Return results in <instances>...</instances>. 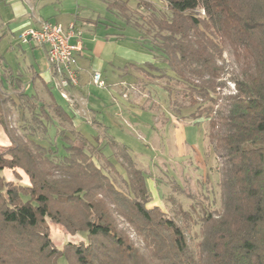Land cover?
Listing matches in <instances>:
<instances>
[{
  "label": "trees",
  "instance_id": "16d2710c",
  "mask_svg": "<svg viewBox=\"0 0 264 264\" xmlns=\"http://www.w3.org/2000/svg\"><path fill=\"white\" fill-rule=\"evenodd\" d=\"M132 2L144 10L139 19ZM107 9L161 57V64L129 62L123 70L173 78L186 101L180 110L194 108L197 122L205 118L221 207L204 214L193 251L160 207L147 206V177L126 145H109L114 155L122 148L125 175L107 159L124 191L95 163L85 137L65 134L64 153L52 157L41 143L14 135L1 117L11 146H0V264H264V0H107ZM5 99L0 83V109ZM54 106L72 123L66 106ZM18 168L29 184L3 174ZM48 219L87 238L61 250Z\"/></svg>",
  "mask_w": 264,
  "mask_h": 264
},
{
  "label": "rangeland",
  "instance_id": "374dc122",
  "mask_svg": "<svg viewBox=\"0 0 264 264\" xmlns=\"http://www.w3.org/2000/svg\"><path fill=\"white\" fill-rule=\"evenodd\" d=\"M2 1L0 83L6 99L0 109V118L7 121L14 135L51 149L52 157L56 156L55 151L64 153L62 140L65 134L71 138L85 137L95 163L124 191L128 190L126 183L107 159L125 175L121 165V162L125 163L122 148L115 146L117 155H114L109 145L113 140L120 146L126 145L137 168L147 177L152 193L147 206L160 207L167 222L178 226L190 249L196 251L203 238L204 214L221 207L219 162L207 139L205 118L197 122L192 116L194 108L180 110L179 105L186 101L179 95V82L168 76H159L158 72L148 68L144 71L123 70L130 61L113 55V63L109 61L106 69L101 70L105 87H97L90 78L86 88L79 85L71 94L69 92L70 100L63 103L74 118L72 123L64 120L54 108L58 102L56 98L61 100L60 95L54 92L55 98L52 97L46 83L38 77L48 67L44 48L37 46L32 50L30 46H20L21 31L17 26L22 21L14 19V12ZM132 7L139 11L138 17L134 15L139 19L144 10L137 8L134 2ZM39 13L63 24L74 20L76 15L83 24L86 18L96 20L95 38L109 33L113 47L115 41L124 40L136 51L149 53L152 62L161 64V57L151 44L144 42L139 32L119 19L116 11L107 9V0H62L61 4L52 3L50 9L37 11ZM95 26L86 24L84 29ZM87 33L84 31V38L88 37ZM224 56L227 57L226 52ZM89 59L91 61V57ZM82 64L88 66L90 62L85 60ZM22 92L34 98L19 99ZM42 106L47 117L40 109ZM95 134L99 135V141L95 140ZM0 146L3 151L11 146V139L1 122ZM3 174L15 183H30L28 175L19 168L5 169ZM47 221L51 238L61 250L69 242L78 243L87 238L86 232L70 234L63 226L50 219ZM134 236L136 238L137 234Z\"/></svg>",
  "mask_w": 264,
  "mask_h": 264
},
{
  "label": "crops",
  "instance_id": "0c3cea01",
  "mask_svg": "<svg viewBox=\"0 0 264 264\" xmlns=\"http://www.w3.org/2000/svg\"><path fill=\"white\" fill-rule=\"evenodd\" d=\"M61 1L60 0H3L2 4L6 5V7H8L9 9H12V11L15 14L14 19L16 18L17 20L22 21L21 24L17 26L18 29L22 32L27 27L39 25L40 21H43V20L54 21L51 17L44 18L43 16H41L40 13L37 14V11L41 12V11H44L45 9H50V5L52 3L60 2L61 4ZM73 7L77 8L76 6H73ZM60 13L63 15L61 11ZM79 17L80 16L76 15L75 19L71 20L68 24H63L62 22H59L57 20L55 22L62 23L65 27L69 26L71 23H75L78 29L82 31L84 49L82 53L78 55V62L81 68L80 85L82 86V88L83 87L86 88V84L89 82L91 78V74L93 72L106 69V65L109 61L113 63V55L118 56L119 58L125 61H130L132 63H135L137 65H140L139 63L144 64L145 62H152L149 53L136 51L134 48L126 45L123 42L124 40L115 41L116 44L114 43V47H113V38L109 36V33L108 35L104 37L98 36L97 38H95V36L97 35L96 34L97 31H94L96 29L94 22H89L91 18H86V22H84V24L85 25L93 24L95 28L86 30L84 29L85 25L83 24L82 20ZM93 21H96V20H93ZM84 31L88 32L87 38L83 37ZM20 46L21 47L30 46L32 50H35V48H37L36 44L20 45ZM44 55L47 59L45 49H44ZM89 57H91V61ZM85 60L89 61L90 65L87 66L84 64L85 65L84 66L82 63ZM47 64H48V61H47ZM38 77L42 82L46 83V86L49 89L50 95L52 97L55 98L54 92H57L60 95L59 91L53 87L54 85L52 82V76L48 72V67L45 73L38 74ZM105 77L107 76L105 75ZM73 90L74 88L69 90L70 94L72 93ZM60 98H61V95H60ZM56 100L58 101V103L65 106L63 102H65L66 99L61 98V100H59L56 98Z\"/></svg>",
  "mask_w": 264,
  "mask_h": 264
},
{
  "label": "built area",
  "instance_id": "2783aa9c",
  "mask_svg": "<svg viewBox=\"0 0 264 264\" xmlns=\"http://www.w3.org/2000/svg\"><path fill=\"white\" fill-rule=\"evenodd\" d=\"M19 41L20 45L36 44L45 49L53 87L64 99L70 100L69 90L80 85L78 55L84 49L82 31L76 24L71 23L65 27L59 22L43 20L37 26L24 29ZM91 82L100 88L106 84L101 71L92 73Z\"/></svg>",
  "mask_w": 264,
  "mask_h": 264
}]
</instances>
